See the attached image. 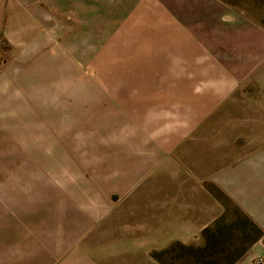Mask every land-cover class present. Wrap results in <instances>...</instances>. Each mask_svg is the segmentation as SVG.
<instances>
[{"label": "rangeland", "instance_id": "374dc122", "mask_svg": "<svg viewBox=\"0 0 264 264\" xmlns=\"http://www.w3.org/2000/svg\"><path fill=\"white\" fill-rule=\"evenodd\" d=\"M23 1L22 6L30 7L29 32L34 33L37 43L44 39L41 24L52 25V20L57 37L63 36L60 21L70 24L66 32L70 40L59 45L55 40L52 53L42 52L38 45H33L25 54L28 63L24 64L23 59L12 63L10 57L15 46L4 28H0V236L3 237L12 234L13 203L18 202L24 191L37 190L34 185L43 184L25 180L29 174L44 173L39 166L24 164L27 158L59 157L56 169L62 174L64 185L81 184L89 191L109 189V177L122 171L127 161L173 162L186 172L188 162L198 160V149L203 146L202 140L199 141L202 134H191V138L187 134V118L183 117L186 100L189 93H202L205 72L220 71L204 69L207 57L204 51L231 67L222 70L223 74H228L235 83L241 82L248 72L236 68V50L246 40L240 35L252 29L264 31V0H145L134 7V15L139 16L138 6L144 9L147 4L148 13L158 9L159 19H154L152 14H147V20L144 18L148 26L166 36L179 25L206 49L202 47L199 53L194 48L165 50L161 64H148L139 72L127 69L125 75H140L139 82L130 85L126 77L115 78L120 76L117 65L113 64L117 50L124 53L132 45L123 37L128 31L122 26L123 21L113 19L120 13L119 8L125 9V15L119 19L127 17L124 3L131 0H104L96 6L94 0H87L92 8L86 7L83 0H73L79 6L76 15L72 11L74 5L61 12L57 8L72 3L71 0L54 1V19L48 18L41 1ZM105 19L112 21L108 25L98 24ZM132 19L133 25L139 23L136 16ZM161 20L165 24L159 26ZM131 28L135 33L131 36L139 35V27ZM46 53L49 63L43 62L30 71L38 79L23 80L10 87L6 74L30 69L32 58ZM64 56L67 59L62 62ZM97 60L101 61L99 65ZM54 62L65 69H76V76L63 81L47 77L51 67L48 69L46 64L52 66ZM98 69L107 76L113 75L110 80L118 81L116 85L109 86L106 79L97 80ZM124 89L127 93L122 95ZM211 152L218 153L219 148ZM140 183L137 187L127 183L126 188L155 189L154 180ZM115 184L117 188L118 183ZM204 186L220 211L213 214L211 223L205 227L206 234L203 228L191 243L175 241L155 251L162 264H237L263 237V229L224 190L210 181ZM113 199L122 200L115 195ZM252 222L263 232L254 243L257 231ZM254 262L263 264L262 259Z\"/></svg>", "mask_w": 264, "mask_h": 264}, {"label": "crops", "instance_id": "0c3cea01", "mask_svg": "<svg viewBox=\"0 0 264 264\" xmlns=\"http://www.w3.org/2000/svg\"><path fill=\"white\" fill-rule=\"evenodd\" d=\"M16 1L0 0V28H4L15 46L10 57L12 63L21 59L24 64L28 63L25 54L33 45H38L42 52L48 50L52 53L55 40L58 45L68 43L70 38L66 32L70 24L63 20L60 21L63 25L61 37L54 33L53 20L52 25L39 22L44 27V39L37 43L34 33L29 32L30 7L22 6L25 5L23 0ZM38 1L44 3L48 18L54 19L53 2L68 0ZM94 1L96 6L104 0ZM71 2L57 8L61 12L74 5L72 11L76 15L79 6H76V1ZM83 2L92 8L90 2ZM142 2L146 1L125 2L127 17L119 19L125 15V9L119 8L120 13L113 19L114 22L123 21L122 26L128 30L123 37L132 45L127 52L117 50L118 56L113 64L117 65L120 76L115 78L126 77L130 85L137 84L140 75H125L127 69L139 72L144 71L148 64L159 65L164 61L165 50L173 52L174 48L175 51L194 48L199 53L204 47L179 25L166 36L157 33L144 22V18L147 20V14H152L154 19H159L158 9L148 13L146 4L145 10L138 6L139 16L133 14L134 7ZM144 11L146 13L143 14ZM135 16L140 24L133 25ZM110 21L105 19L98 24L108 25ZM162 23L163 20L159 26ZM131 27H139V35L131 36L135 34ZM240 37L246 40L241 49L236 50V68L248 72V77L241 82L235 83L228 74H223L222 70L231 69L221 62L223 56L220 55L221 61L218 62L217 56L204 51L207 56L204 69L220 71L205 72L206 85L202 93H189L186 100L187 110L183 117L187 118V134H202L199 141L203 142L202 148H197L198 160H190L186 172L173 162L153 164L146 159L137 164L127 161L122 171L113 178L109 177V189L89 191L84 190L81 184L64 185L62 174L56 169L61 160L59 157L27 158L24 164L39 166L44 173L29 174L25 180L43 184L42 187L34 185L37 190L24 191L18 202L13 203L12 234L0 236V263L162 264L153 256L155 251L175 241L191 243L211 223L213 214L220 211L219 205L212 202V195L205 189L204 184L208 181L224 190L264 231V31L252 29ZM32 59L30 69L5 75L10 87L21 84L23 80L38 79L30 73L32 67L49 63L47 53ZM66 59L64 56L62 62ZM96 62L98 65L101 63ZM52 64H46L48 69L51 67L46 72L47 77L63 81L76 76V69H65L57 66V62ZM96 76L99 81L108 80L112 87L118 82L114 83L110 80L113 75L107 76L99 69ZM124 93H127L126 89L122 95ZM218 148V153L211 152ZM153 180L155 189L126 188L127 183L130 186L134 183L137 187V183ZM115 182L118 183L117 188ZM114 195L122 200H114ZM259 259L264 264V235L237 264H255L254 261Z\"/></svg>", "mask_w": 264, "mask_h": 264}, {"label": "trees", "instance_id": "16d2710c", "mask_svg": "<svg viewBox=\"0 0 264 264\" xmlns=\"http://www.w3.org/2000/svg\"><path fill=\"white\" fill-rule=\"evenodd\" d=\"M252 225H253L254 229L257 231V236L255 237V239H254V241H253V243H254L255 241H257L258 239H260V238L262 237L263 232H262V230H261L257 225H255L253 222H252ZM207 231H208V228H205V229H204V234H206ZM153 256L158 260V255H157L155 252L153 253Z\"/></svg>", "mask_w": 264, "mask_h": 264}]
</instances>
